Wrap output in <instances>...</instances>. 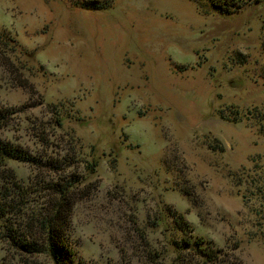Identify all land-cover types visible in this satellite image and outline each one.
Segmentation results:
<instances>
[{
  "label": "rangeland",
  "instance_id": "rangeland-1",
  "mask_svg": "<svg viewBox=\"0 0 264 264\" xmlns=\"http://www.w3.org/2000/svg\"><path fill=\"white\" fill-rule=\"evenodd\" d=\"M196 1L0 0V141L59 165L5 168L38 204L78 180L77 264H264V0ZM0 264L53 262L0 240Z\"/></svg>",
  "mask_w": 264,
  "mask_h": 264
},
{
  "label": "trees",
  "instance_id": "trees-1",
  "mask_svg": "<svg viewBox=\"0 0 264 264\" xmlns=\"http://www.w3.org/2000/svg\"><path fill=\"white\" fill-rule=\"evenodd\" d=\"M206 1L215 11L223 15L240 9L251 0ZM3 43L4 45L11 43L15 46L14 39L8 36H5ZM7 112L6 110L0 112L1 124L8 120L11 113ZM8 160L27 162L36 167H41L43 164L54 172L59 168L57 160L46 159L43 162L40 157L32 155L21 147L0 141V184H2L0 185V240L6 241L11 249L19 253L35 255L45 252L53 264H77L74 250L67 239V227L72 197L75 189L78 188L75 183L78 184V180L69 176L66 179L45 183L40 190L44 191L46 197L41 195V198L42 200L46 198V204L34 203L31 195L35 189L24 186L17 180L15 173L5 168ZM96 165L97 162L94 160L88 164L91 173ZM172 216L180 232L185 234L186 231H191L182 213L173 211ZM2 219H5L4 222ZM162 221L164 218L153 221L152 226H158ZM164 230L169 232L170 229ZM173 243L177 251L181 244L190 246L191 235H186ZM199 249V254L211 259L210 251L201 247Z\"/></svg>",
  "mask_w": 264,
  "mask_h": 264
}]
</instances>
